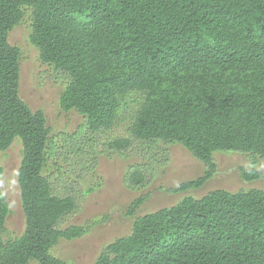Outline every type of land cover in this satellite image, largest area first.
Here are the masks:
<instances>
[{
  "label": "trees",
  "instance_id": "trees-1",
  "mask_svg": "<svg viewBox=\"0 0 264 264\" xmlns=\"http://www.w3.org/2000/svg\"><path fill=\"white\" fill-rule=\"evenodd\" d=\"M27 11L41 61L66 80L61 108L84 117L71 138L54 140L45 113L20 96V49L9 32ZM132 93L143 99L129 136L112 139L107 151L181 144L205 172L172 192L203 187L217 173V152L264 158V0H0V151L20 139L25 217L23 233L5 241L11 210L0 190V264H67L52 249L87 233L65 226L80 211L81 193L45 168L58 142L96 159L95 141L120 123ZM239 172L249 182L263 176ZM149 179L136 167L125 183L136 190ZM144 201L136 199L128 215ZM95 264H264V190L215 189L135 217L131 232L105 245Z\"/></svg>",
  "mask_w": 264,
  "mask_h": 264
},
{
  "label": "rangeland",
  "instance_id": "rangeland-1",
  "mask_svg": "<svg viewBox=\"0 0 264 264\" xmlns=\"http://www.w3.org/2000/svg\"><path fill=\"white\" fill-rule=\"evenodd\" d=\"M29 12L9 32V42L20 49V96L32 111L42 110L47 118L50 136L56 140L71 138L84 123V117L75 110L64 111L60 106L61 93L66 80L51 65L41 61L38 48L31 42ZM141 94L132 93L123 104L120 123L110 132L99 136L94 143L98 154H77L60 142L56 157L50 159L45 174L63 184L74 182L81 193L80 211L71 216L65 226L79 225L87 233L74 240H61L52 254L67 264H95L103 247L118 237L131 232L135 217L177 204L185 196L201 198L215 189L230 192L249 189L264 190V158H254L236 152H217L214 159L217 173L199 189L172 192L185 181L195 179L205 172V165L179 143L137 144L127 155L107 151L112 139L129 136L131 116L142 101ZM79 141L85 139L78 138ZM89 148H85L87 151ZM92 153L94 151L91 150ZM23 155L20 139L5 151H0V190L10 205V214L3 233L5 241L20 236L25 228V217L17 180ZM136 167L147 169L148 183L140 189L126 185L127 174ZM256 169L262 178L245 181L239 168ZM145 201L135 217L128 215L131 204L138 198ZM29 264H39L32 261Z\"/></svg>",
  "mask_w": 264,
  "mask_h": 264
}]
</instances>
